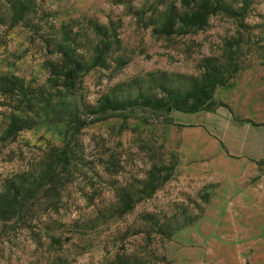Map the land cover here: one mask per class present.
I'll return each mask as SVG.
<instances>
[{"label": "rangeland", "instance_id": "1", "mask_svg": "<svg viewBox=\"0 0 264 264\" xmlns=\"http://www.w3.org/2000/svg\"><path fill=\"white\" fill-rule=\"evenodd\" d=\"M222 1L245 11L243 29L218 16L196 34L166 37L153 33L150 18L182 0H0V192L15 185L21 194L15 218L0 223V264H107L124 250L149 251L144 264H264V0ZM99 26L108 27L104 38ZM114 32L120 45L103 51L106 67L88 73L80 100L136 96L162 74L184 91L205 84L218 115L172 118L203 125L243 153L228 162L224 188L182 158L181 126L95 124L76 138L66 167L64 127L5 134L11 101L2 78L55 83L60 45L91 53L102 40L113 43ZM227 119L250 126L233 135L234 126L222 131ZM249 161L257 174L245 170ZM237 193L252 202L225 213ZM148 214L198 221L167 242Z\"/></svg>", "mask_w": 264, "mask_h": 264}, {"label": "trees", "instance_id": "2", "mask_svg": "<svg viewBox=\"0 0 264 264\" xmlns=\"http://www.w3.org/2000/svg\"><path fill=\"white\" fill-rule=\"evenodd\" d=\"M218 16L236 21L241 29L245 27V11L234 9L222 0H182L179 7H167L156 13L155 18L151 17L149 27H153V33L166 37L191 35L204 30L210 20ZM96 30L98 36L104 38L108 27L99 26ZM113 39V43L102 40L91 49V53H79L70 45H60L61 72L55 83L47 81L40 85L25 78H2L11 101L5 134L14 137L44 126L64 127V146L59 162L66 167L74 157L76 138L95 124L111 119H137L146 124L175 125L173 112H214L206 105L211 95L205 84H194L184 91L175 80L164 74L152 78L150 88L142 89L140 86L136 96L128 94L124 97L111 91L100 96L94 104L81 101L85 77L96 67H106L103 51L111 45H120L117 32H114ZM13 187L16 186L0 192V223L11 221L20 211L21 194ZM147 220L151 231L168 242L177 232L194 225L198 218H186L181 224L175 216H165L160 222L155 215L148 214ZM124 251L111 256L107 264H144L150 253L147 250L130 254Z\"/></svg>", "mask_w": 264, "mask_h": 264}, {"label": "crops", "instance_id": "3", "mask_svg": "<svg viewBox=\"0 0 264 264\" xmlns=\"http://www.w3.org/2000/svg\"><path fill=\"white\" fill-rule=\"evenodd\" d=\"M218 111L219 110L211 113L199 112L196 114L205 113L207 117H209V115H218ZM174 124L178 127L181 126L182 145L180 152L185 162L191 165V167L196 166L207 175L212 174L213 178L219 180V188H224L225 185L223 180H227L226 174L230 172L229 168H227L228 162L234 158L245 157L241 155L243 153L239 152L238 155H235L229 152L227 146L223 142V138L215 135L211 130L203 125L177 122H174ZM248 125L250 126V124L243 122L239 123L237 126L233 120L227 119L222 127V131H225V129L229 130L232 126H234L236 127V131L231 134L237 135L241 134L237 127L243 128L245 126L248 127ZM197 145H199L200 148ZM220 164H222L223 167H220ZM249 168L252 169L253 175L257 174V168H255L254 163L250 162L245 170H248ZM225 201H228L224 202V204L228 206L225 209V213L233 214V212H237L241 208H245L250 205L249 203L250 201L252 202V199L251 197L243 195V193H237L235 196L226 198Z\"/></svg>", "mask_w": 264, "mask_h": 264}]
</instances>
